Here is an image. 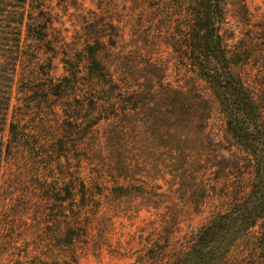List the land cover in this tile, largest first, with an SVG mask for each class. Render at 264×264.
<instances>
[{"label":"rangeland","instance_id":"rangeland-1","mask_svg":"<svg viewBox=\"0 0 264 264\" xmlns=\"http://www.w3.org/2000/svg\"><path fill=\"white\" fill-rule=\"evenodd\" d=\"M7 2V12L25 4ZM224 2L225 44L252 51L236 72L256 87L264 82V0ZM31 4L53 23L44 38L24 27L14 106L20 82L47 91L60 84V96L39 98L36 120L45 115L64 131L57 121L67 116L102 119L86 145L89 159L69 149L62 163L33 154L4 162L0 264H182L200 229L247 196L254 179L217 100L171 45L178 22L190 23L185 1L27 0L25 16ZM99 38L119 86L112 97L84 51ZM126 89L147 98L130 116L116 104ZM216 264H264V217Z\"/></svg>","mask_w":264,"mask_h":264},{"label":"trees","instance_id":"trees-1","mask_svg":"<svg viewBox=\"0 0 264 264\" xmlns=\"http://www.w3.org/2000/svg\"><path fill=\"white\" fill-rule=\"evenodd\" d=\"M16 1L25 4H10L13 8L9 12L7 8H0V170L4 162L19 163L31 154L37 155L36 159L44 156L62 163L63 157L70 159L67 154L64 155L69 149L85 150V158L89 159L86 145L93 138L95 128H99L101 117L93 115L81 121V117L77 116H73L72 120L64 117L57 121L66 126L64 131L54 128L53 122L45 115L41 119L34 118V109L40 108L39 98L60 96V84H53V88L47 91L40 84L20 82L16 89L18 104L14 106L12 102L15 85L18 84L17 67L23 53L24 27L27 36L44 38L53 23L46 19L44 10L35 12L32 4L28 16H25L27 0ZM183 1V11H186L190 23L178 22L179 34L173 38L171 45L186 71H192L196 78L202 80L217 100L229 137L245 154L254 173L247 196L212 218L196 236L190 258H195L198 264H216L225 258L242 233L264 217V82L254 87L236 72L250 61L253 53L249 48L242 47L228 50L222 32L226 18L224 0ZM0 3L8 2L0 0ZM94 43L87 41L84 46L89 69L99 82L107 86L112 97L119 91V86L100 54L106 49V44L100 38ZM118 94L123 98L118 99L116 104L121 103L125 116L139 109L141 99H147L138 98L142 92L129 93L128 90ZM91 101L98 108L104 105L99 104V100ZM30 123L38 126L32 128L28 126ZM190 258L183 260L182 264L190 263Z\"/></svg>","mask_w":264,"mask_h":264}]
</instances>
